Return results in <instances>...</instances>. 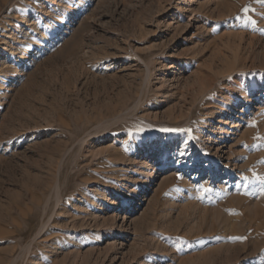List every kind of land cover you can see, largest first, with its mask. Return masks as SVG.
Segmentation results:
<instances>
[{
  "label": "rangeland",
  "instance_id": "1",
  "mask_svg": "<svg viewBox=\"0 0 264 264\" xmlns=\"http://www.w3.org/2000/svg\"><path fill=\"white\" fill-rule=\"evenodd\" d=\"M0 48V264H264L262 0H0Z\"/></svg>",
  "mask_w": 264,
  "mask_h": 264
},
{
  "label": "snow or ice",
  "instance_id": "2",
  "mask_svg": "<svg viewBox=\"0 0 264 264\" xmlns=\"http://www.w3.org/2000/svg\"><path fill=\"white\" fill-rule=\"evenodd\" d=\"M262 2H264V0H262ZM245 12L248 11L247 8L244 9ZM247 24H255V21L251 20L250 18L248 20L245 21V25ZM143 131V127L142 126H135V128L133 130H129L128 131V136L129 138H132L133 136V133H139V132H142ZM161 131L163 132H166V133H180V132H183V133H188V139H193V137L191 136V132H192V129H172V128H165V129H162ZM181 143H186V141L182 140ZM177 152H178V155L179 156H183L184 153L183 151H180L179 149H177ZM244 180H248V177H243ZM255 179L257 181H259L260 185H261V194L264 195V176H256ZM200 192H208V191H211L210 188H201L199 189ZM234 239H243V238H234Z\"/></svg>",
  "mask_w": 264,
  "mask_h": 264
},
{
  "label": "bare ground",
  "instance_id": "3",
  "mask_svg": "<svg viewBox=\"0 0 264 264\" xmlns=\"http://www.w3.org/2000/svg\"><path fill=\"white\" fill-rule=\"evenodd\" d=\"M75 9V8H74ZM10 26L12 27V28H14V26H13V24H10ZM6 27V26H5ZM55 32V29H54V27H53V25H52V23L50 22V21H46L44 24H43V26H42V29H41V32H40V34H39V38L42 40V41H49L50 40V36H51V34H53ZM5 36H7L8 34L7 33H5L4 34ZM7 37H11L10 35L9 36H7ZM10 42L11 41H6L3 45H5V47L3 48V50L5 51V53L7 54L8 52H9V55L7 56V58H9L10 57V54H13V51H14V48H8L7 47V45H9L10 44ZM1 48H0V55H1ZM24 59V55H22L21 56V59L17 62V63H19V65H21V64H23V63H21V61ZM184 69V68H183ZM8 95V94H7ZM161 100V99H160ZM162 101V100H161ZM248 101H250V99H248ZM176 117V116H175ZM226 138H227V134H225L224 135ZM173 163V162H172ZM179 164V163H178ZM178 164L176 165V163H175V165L176 166H178ZM174 166V165H173ZM162 168H164V167H162ZM226 178H227V176H226ZM174 200V199H173Z\"/></svg>",
  "mask_w": 264,
  "mask_h": 264
}]
</instances>
